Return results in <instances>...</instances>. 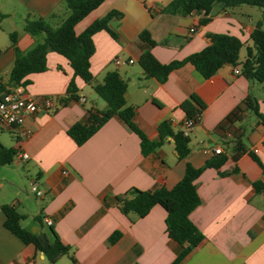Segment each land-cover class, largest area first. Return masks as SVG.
<instances>
[{
  "label": "crops",
  "instance_id": "0c3cea01",
  "mask_svg": "<svg viewBox=\"0 0 264 264\" xmlns=\"http://www.w3.org/2000/svg\"><path fill=\"white\" fill-rule=\"evenodd\" d=\"M64 1L0 0V13L5 15L0 20L3 83L8 81L14 47L25 52L42 40L41 35L31 36L24 30L25 21L42 18L49 22L65 12ZM169 1L105 0L74 30L81 32L110 10L123 14L108 23L115 39L106 31L92 36L90 71L93 83L101 82L109 71H117L126 81L125 102L134 108L133 122L148 140H158L157 128L162 122H168L173 132L183 131L181 103L192 95L200 99L205 108L200 122L188 131L190 153L185 158L177 157L171 137L154 152L142 155L138 136L116 116L77 145L67 130L83 123L89 111L103 110L105 104L93 95L91 84L74 76L68 61L55 52L46 54L44 71L25 77L23 92L38 99L53 97L57 102L51 108H39L20 126L0 128V144L16 150L12 162L0 166V206L10 205L25 216L23 220L30 219L32 222L22 227L31 232H44L48 228L44 218H49L60 241L69 246L62 257L66 261L60 264H171L184 245L168 238L164 209L154 205L140 218L134 211L122 212L114 197L130 188H170L181 179L186 164L201 167L215 156L214 148H219L226 160L217 168H205L195 180L200 203L189 219L204 239L182 264H264V192L256 194L252 187L253 182L264 180V125L245 110L238 121L218 128L247 97L256 100L264 115V82L233 74L231 65L205 79L189 63L160 82L144 74L138 63L142 51L135 45L138 34L148 30L155 41L150 52L158 62L167 64L202 50L209 44V33L229 34L243 46H251L250 33L259 20L242 5L225 10L215 4L209 21L200 24L198 13L180 16L163 12ZM244 57L240 50L239 62ZM115 58L124 63L116 66ZM70 80L77 88L76 99L67 94ZM237 142L246 152L233 159ZM21 153L27 154L26 161H20ZM20 168L26 170L23 175ZM31 181L43 191L41 197L25 187ZM38 215L41 221L35 219ZM4 220L0 209V264H25L27 260L49 264L32 244L23 243L7 230ZM114 232L119 236L110 243Z\"/></svg>",
  "mask_w": 264,
  "mask_h": 264
},
{
  "label": "trees",
  "instance_id": "16d2710c",
  "mask_svg": "<svg viewBox=\"0 0 264 264\" xmlns=\"http://www.w3.org/2000/svg\"><path fill=\"white\" fill-rule=\"evenodd\" d=\"M105 0H65L66 16L60 24L52 28L42 18L26 20L24 30L31 36L41 35L42 40L32 48L21 52L14 47V60L8 73L7 83L0 79V99L10 89L16 86L24 87L27 84L25 77L31 73L42 72L46 69V54L55 52L63 56L73 70V75L79 77L84 83L91 84L94 93L100 98L105 108L95 112H88L83 123H75L68 130V135L80 145L94 134L108 119L118 117L139 138L142 155L154 152L167 137L174 140V147L179 159L185 158L190 153L188 135L182 131L173 132L168 122L158 125V140H148L142 131L134 124V108L125 102L126 81L117 71L106 72L99 83H93V75L90 71V58L94 53L92 36L99 31H106L112 38L115 34L109 29L108 23L112 19H120L123 14L117 10H110L101 18L93 20L81 32L76 33L74 27L84 19L91 11L96 9ZM215 4H220L223 9L231 10L241 5L256 6L264 10V0H171L162 9L163 12L187 16L192 13L201 15L200 24L209 21L211 10ZM5 17L0 13V20ZM12 44L15 34L9 35ZM209 44L202 50L192 53L181 61H172L162 64L150 52L155 45L148 30H142L136 39L135 45L142 51L138 63L147 76L163 82L168 74L185 63L191 64L194 69L205 79L213 76L218 69L225 65H239L240 73L248 80L257 83L264 82V22L256 23L250 33L251 46H246L245 57L239 62V53L243 43L235 36L225 33L207 34ZM77 88L73 80H70L67 94L76 99ZM264 103V94L262 98ZM180 107L188 119L195 116L205 108L200 99L194 95L190 100H185ZM250 110L264 125V115L259 113L258 105L254 98L247 97L241 105L233 109L219 125L222 129L225 125L238 121L243 111ZM246 152L244 145L237 142L233 147L232 158L236 159ZM252 159L261 166L254 153L249 152ZM16 155V150L6 148L0 144V166L10 164ZM226 160L221 153L209 158L201 167L194 168L186 164L184 174L172 187H159L153 190H139L130 188L124 194L114 197V203L122 212L134 211L140 218L146 216L154 205L162 207L166 213L165 232L171 240L184 248L176 256L171 264H182L188 254L197 247L204 239L202 233L189 219L190 213L199 205L200 199L197 193L195 180L205 168L219 167ZM262 167V166H261ZM264 173V167H262ZM252 187L256 194L264 192V180L255 181ZM0 209L5 215L4 227L17 236L23 243L32 244L36 251L43 254L49 264L56 263L60 258L67 255L69 246L62 243L50 225L47 231L31 232L23 228L21 221L25 218L14 207L2 205ZM264 217V216H263ZM41 221L38 215L35 217ZM119 233L114 232L109 237L113 243Z\"/></svg>",
  "mask_w": 264,
  "mask_h": 264
},
{
  "label": "built area",
  "instance_id": "2783aa9c",
  "mask_svg": "<svg viewBox=\"0 0 264 264\" xmlns=\"http://www.w3.org/2000/svg\"><path fill=\"white\" fill-rule=\"evenodd\" d=\"M116 66L123 64V61L115 58L113 60ZM127 63H132V60H127ZM232 73L237 75L240 70L236 66H232ZM81 102L84 98H79ZM57 100L53 97H44L38 99L36 97L26 96L23 92L22 86H16L7 91L0 99V128H7L11 126H20L23 124L25 118L31 114H34L39 108H51ZM202 114L199 113L194 119H188L185 117L183 121V135H187L188 131L201 120ZM214 154L221 153L219 148L213 149ZM28 158L27 154L21 153L19 155L20 161H26ZM66 174V171L62 172ZM29 190L36 197H41L43 191L40 190L35 181L29 183ZM44 223L46 225H51V220L49 218H44ZM25 264H34L32 260H27Z\"/></svg>",
  "mask_w": 264,
  "mask_h": 264
},
{
  "label": "rangeland",
  "instance_id": "374dc122",
  "mask_svg": "<svg viewBox=\"0 0 264 264\" xmlns=\"http://www.w3.org/2000/svg\"><path fill=\"white\" fill-rule=\"evenodd\" d=\"M242 7L244 8V9H248L253 15H254V17L257 19V20H259V21H263L264 22V10L262 9V8H259V7H256V6H249V5H242ZM65 11H66V9H64ZM66 16V12H60L59 13V15H58V17H56V18H53V19H51L49 22H48V24L52 27V28H55L56 26H58L59 24H60V22H61V20L64 18ZM41 41V39H39V41L38 42H40ZM245 48H246V46L244 45L243 47H242V49H241V51L243 52V53H245ZM93 93V95L94 96H96V94L94 93V91L92 92ZM100 99V98H99ZM100 101H102L101 99H100ZM20 171H21V173H22V175H23V173H25L26 172V170L24 169L23 170V168H20ZM25 183H26V181H25ZM25 187L27 188V189H29V186L27 185V184H25ZM18 210L19 211H21V207H19L18 208ZM29 222H32L30 219H25V220H22L21 221V226H23V227H27L26 225L29 223ZM28 229V228H27ZM45 231H47V229L45 230ZM63 260H58L56 263H54V264H60L61 263V261H66V258L64 257V258H62ZM66 263V262H65Z\"/></svg>",
  "mask_w": 264,
  "mask_h": 264
}]
</instances>
